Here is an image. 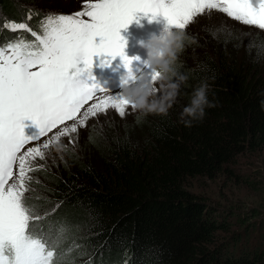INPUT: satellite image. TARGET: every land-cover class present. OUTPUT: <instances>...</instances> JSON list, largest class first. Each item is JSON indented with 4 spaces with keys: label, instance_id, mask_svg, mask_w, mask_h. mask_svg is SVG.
<instances>
[{
    "label": "trees",
    "instance_id": "obj_1",
    "mask_svg": "<svg viewBox=\"0 0 264 264\" xmlns=\"http://www.w3.org/2000/svg\"><path fill=\"white\" fill-rule=\"evenodd\" d=\"M83 2L72 9L74 3L36 8L33 0H0V19L26 22L40 32L48 13L71 14ZM202 31L203 37L188 31L184 44L202 49L210 40L218 49L189 53L184 46L178 53L185 60L174 64V77L188 76L189 85L166 114L119 119L96 139L91 134L78 150L66 146L35 163L27 203L41 219L33 229L51 231L62 220V207L81 210L92 225L87 242L73 243L71 229L66 231L59 248L65 258L58 264H67L66 257L85 244L94 245L99 234L101 253L113 252L122 264H264L263 248H246L235 233L220 235L229 229L224 209L194 198L185 186L187 177H213L239 153L264 145V58L246 48L236 51L207 27ZM19 38L35 40L25 30L0 29L1 46ZM189 57L193 64L183 68ZM202 82L209 85L212 106L205 107L202 120H192L182 115L183 108Z\"/></svg>",
    "mask_w": 264,
    "mask_h": 264
},
{
    "label": "snow or ice",
    "instance_id": "obj_2",
    "mask_svg": "<svg viewBox=\"0 0 264 264\" xmlns=\"http://www.w3.org/2000/svg\"><path fill=\"white\" fill-rule=\"evenodd\" d=\"M214 11L264 30V0H84L81 10L74 13H48L40 21V32L26 22L3 26L13 32H30L35 40L19 38L0 46V264H58L62 255L59 236L33 229V222L41 219L26 195L32 190L29 173L35 170L34 162L44 160L50 145L61 137L75 141L78 128L90 118L108 109L123 117L127 108H134L121 94L106 95L108 91L94 82L93 57L119 56L135 80L138 77L130 64L139 57L125 54L120 29L136 13H151L149 19L161 15L166 26L186 36L198 17L210 18ZM33 14L29 12L27 19ZM79 61L83 68L77 67ZM108 63L109 59L102 61ZM149 69L148 79L155 83L158 72ZM85 71L91 83L80 78ZM26 119L38 133L25 135ZM53 129L56 133L40 142ZM30 143L33 146L25 148Z\"/></svg>",
    "mask_w": 264,
    "mask_h": 264
},
{
    "label": "rangeland",
    "instance_id": "obj_3",
    "mask_svg": "<svg viewBox=\"0 0 264 264\" xmlns=\"http://www.w3.org/2000/svg\"><path fill=\"white\" fill-rule=\"evenodd\" d=\"M81 1L82 0H33V4L38 5L36 8H56L55 6L57 4L74 3L75 6L72 8L74 9L81 4ZM150 16L151 13L145 15L144 13L138 12L136 13V17L128 24L131 26L130 29H126V27L120 29V34L125 40V54L130 58L139 57V59H132L130 64L133 73L137 75V77L143 73L146 78H149L147 74L150 73L151 70L143 63L146 58V52H137L136 42H127V40L132 37L129 32H135L134 37L138 39V41L146 40L151 33L158 34L167 23L165 18L161 15H157L152 19H149ZM20 22L22 21L2 18L0 19V29L4 28L3 26L6 23ZM222 26L223 30H221ZM202 27L209 28L210 31H212V35H215L218 39L220 38V40L227 41L226 43H230L232 48L236 51L241 52L246 48L247 54L264 58V30H259L254 26L242 25L228 18L225 14L216 11L211 14L210 18L204 15L198 17L197 22L191 24L188 27L187 32L189 31L192 33L194 30L195 33L203 37L204 32L202 31ZM4 29L8 30V28ZM98 40L99 39H97V42ZM215 44L217 43L206 40L202 49H192L190 44L186 42L184 44V52L199 53L200 51L202 53L208 50L211 52V48H215L216 50L214 52H216L218 48H216L217 46ZM251 48H253L255 52H251ZM96 57L99 58V56ZM110 60L116 65L110 70V72L104 71L101 78L95 79L93 75L97 73V70H90L91 77L94 78V82L100 84L101 80L106 76L116 79L115 74H118L121 77V75L127 71L119 56L110 58ZM181 60L185 59L180 55L175 63L182 62ZM191 60H188V62L186 60L184 62L185 64H183V68H186L187 65L193 64L194 60ZM102 65L104 68L105 64ZM77 67L83 68V61H79L77 63ZM71 71H74V69ZM87 76L88 72L86 74L85 71L84 73H81L80 78L86 79ZM181 76L186 78L183 82L179 81V77H172L180 83L179 94L174 103H178V98L183 96L181 89L184 90L185 87L189 85H186L185 82L187 81L188 76ZM86 82L91 83L92 81L86 79ZM107 91L108 92L105 93L106 95L120 94V83L114 89H108ZM85 107H88V105ZM136 114H140V112L127 108L126 114L122 117L114 109H108L105 113H101L96 117L90 118L86 122L85 126L78 128V136L75 141H70L68 137H61L59 141L51 144L49 150L51 152L46 154L45 158L52 157L55 153L60 152V149H64L66 146H68L67 148L71 150L73 149L72 151H76L79 149L80 145H86L91 134V138L96 139L97 134H103V132L109 127L115 126L119 119L132 117ZM23 123L25 125V135L38 133V128L30 120L26 119ZM56 131L57 129H53L52 132H50L46 137H43L40 142L53 136ZM31 146H33V143L26 145L25 148ZM41 161L42 160L37 158L34 165L35 163H40ZM31 173H29V175H31ZM185 186L194 193V198L202 199L211 205L225 210L223 216L225 217V220L228 221L229 229L221 231V236H226L229 233H235L237 237L240 235L243 236L241 239L243 240V246L246 248L259 247L264 250V145H260L255 149L244 150L239 153L233 162L228 163L226 167H223L213 177H187L185 179ZM26 195L27 198L30 197L29 193ZM65 208L66 207L61 208L62 220L60 224L52 228L51 231H48L59 236V248L60 244L68 239V233L70 237L74 235L72 236L73 243L75 240L80 238H86L85 242H87V240L89 241L91 238L90 235L93 232L92 225L85 223L87 221H84L82 211L73 207H68L67 209ZM68 219L69 222L65 226L64 222ZM256 227H258V230H255ZM252 228L254 229L253 231L251 230ZM68 229H71V232L67 233L66 231ZM94 234L98 233L96 232ZM101 240L102 235L99 234V236L93 239L94 245L88 247L85 244L84 246L86 247H81L76 255H68L66 257L67 261L65 262H67V264H120L121 261L118 262L119 257H117V255L114 256L113 252L109 253L107 250L104 255L101 253L98 246ZM72 246L75 247L76 245L73 244ZM64 258L65 255H61L58 263Z\"/></svg>",
    "mask_w": 264,
    "mask_h": 264
},
{
    "label": "clouds",
    "instance_id": "obj_4",
    "mask_svg": "<svg viewBox=\"0 0 264 264\" xmlns=\"http://www.w3.org/2000/svg\"><path fill=\"white\" fill-rule=\"evenodd\" d=\"M185 34L182 31L164 26L158 34H151L146 40L138 43L146 50L144 64L158 72V77L153 83L141 75L133 80L126 71L120 77L121 95L134 106L133 110L143 114H166L172 107L179 94L180 83L172 77L176 76L174 64L178 53L184 47ZM179 81L186 78L179 76ZM209 85L202 82L193 92L188 105L183 108L182 115L192 120H202L205 115V107L212 106L208 100ZM159 93V94H158ZM190 125L191 120H186Z\"/></svg>",
    "mask_w": 264,
    "mask_h": 264
}]
</instances>
